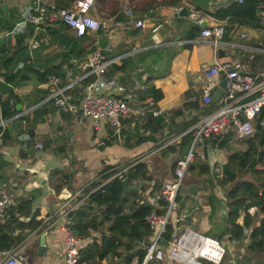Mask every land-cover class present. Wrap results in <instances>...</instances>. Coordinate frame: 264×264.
I'll return each instance as SVG.
<instances>
[{
  "label": "crops",
  "instance_id": "1",
  "mask_svg": "<svg viewBox=\"0 0 264 264\" xmlns=\"http://www.w3.org/2000/svg\"><path fill=\"white\" fill-rule=\"evenodd\" d=\"M44 1L59 7H69L71 4L64 0ZM117 1L119 12L115 16L120 15L123 7L128 5L127 0ZM230 1L223 2L220 7ZM33 7L34 0L22 4L18 0H0V37H4L0 47V125H3L0 132V185L13 197L16 207L25 201L31 204L30 216L17 210L8 213L6 225L11 228V235L17 245L7 251H21L29 264H65L66 235L56 214L61 204L83 185L101 181L108 174L105 172L107 167H113L110 171H117L129 165L156 146L188 134L198 122L216 111L220 103L207 106L199 98L196 77L199 72L214 65L217 59L223 62L237 60L243 65L244 72L253 77L259 75L264 69V30L261 23V29L242 25L231 27L227 23L226 58H221L219 54L216 57L206 41L199 39L200 35L194 39V29L201 34L202 28L188 18L176 16L173 13L174 6L157 7L153 13L151 10L148 13L133 8L137 19L151 21L145 29H112L106 35L88 32L82 38L63 24L35 32L33 27L23 23L26 13ZM91 14L97 18L115 17L107 12L98 13L95 9ZM205 20L213 26L220 23L209 15H205ZM157 23H162L163 27L155 35L152 27ZM61 26L62 29L57 32ZM34 32L40 45L31 53L28 39ZM243 34L247 37L243 38ZM97 45L109 49L108 58L115 63L105 75L94 78L91 84L96 92L124 99L133 108L142 107L141 97L149 87L164 93V98L154 103L155 108L165 113L160 117L162 128L157 133L146 132L145 119L134 116L127 117L120 129L104 122L96 130L92 121L83 119L80 114H63L48 101L53 90L49 76L64 77L66 84L79 82L83 71L74 60L83 61ZM163 46H173L177 51L170 66L165 53L162 56L158 53L149 54L150 50ZM126 60L130 61L124 65ZM120 67L125 69L120 71ZM151 77L154 79L147 84ZM223 81L224 75L215 78V93ZM83 83L75 87L73 94L76 101L81 99L87 87ZM137 83L147 86L146 92H142ZM6 113H10L11 117H6ZM259 125L264 128V119L261 121L260 117L256 121L257 130ZM182 138L171 149L139 162L145 164L153 176L151 181L130 187L133 197L134 194L139 197V205H151L152 198L163 184L174 178L175 165L173 169H168L170 175L167 178L159 177V169L162 163L187 156L191 146L181 147ZM249 140H243L245 143L241 144L240 140L226 138L224 142L221 141L224 147L219 146L221 142L200 145L201 151L196 154L200 161L196 157L195 168L187 173L186 184L177 201V214L186 216L177 224L179 234L190 229L222 243L227 251L220 264H264V246L252 248V241L248 237L236 241L228 235V193L242 188L246 182H254L250 165L236 170V173L239 171L236 182L226 183V186L221 184L220 191H216L218 182L228 181L223 167L229 162L230 156L256 148ZM38 144L43 145V148L39 149ZM158 158L162 160L159 165ZM202 166H207L209 173L201 174ZM217 168L220 173L216 172ZM65 177L68 180H64ZM159 181L163 183L158 185ZM204 184H210L209 195H206ZM90 188L87 186L86 190ZM85 204L86 208L88 205ZM135 208L131 201L126 212ZM40 209H46L49 216L40 228L32 229L31 218ZM94 211H99L100 220L90 218L89 213ZM249 214L254 219V226H259L264 220V210L261 208L253 207ZM245 216L246 213L242 211L238 220L240 225H243ZM87 217L100 222L102 232H108L112 225L103 219L102 211L94 204L87 211ZM103 223L107 224L105 228H102ZM51 224L54 227L47 231ZM3 225L5 227V219ZM150 239L151 236L147 242ZM85 240L86 247L90 239ZM107 262L124 264L118 258H109Z\"/></svg>",
  "mask_w": 264,
  "mask_h": 264
},
{
  "label": "built area",
  "instance_id": "2",
  "mask_svg": "<svg viewBox=\"0 0 264 264\" xmlns=\"http://www.w3.org/2000/svg\"><path fill=\"white\" fill-rule=\"evenodd\" d=\"M236 1L244 3V0ZM257 2V18L264 30V0H257ZM94 7L95 0H75L69 7H58L48 4L44 0H34V7L26 13L23 23L33 27L35 32L48 26L63 24L72 29L79 38L86 36L88 32L106 35L112 29L129 31L145 29L148 26L145 20L136 18L134 9L130 5H126L122 9L125 20H118L115 17H94L91 14ZM183 8H187L189 11L187 18L196 26L201 27L205 20V14L195 8L190 0H180V3L173 7V13H180ZM150 12L153 13V10ZM226 25L227 22L224 21L213 27H201L199 39L206 41L213 48L216 57L219 49H225L228 44L225 41ZM162 27V23L153 25V33L157 35ZM35 32L28 39V48L31 53L40 45V40ZM242 37L247 36L243 34ZM109 52V49L97 45L83 61L75 59L74 62L79 64L83 71L79 82H70L64 85L58 76H49V83L53 90L48 101L63 114H80L83 119L92 121L96 130L104 122L109 123L113 128L120 129L127 117H144L148 113H152L154 117H163L165 113L155 108L153 102H150L147 107L133 108L124 99L96 92L92 84L85 88L79 101L74 99L73 93L78 83L105 75L106 71L115 63L108 58ZM220 75H224L226 80L225 94L219 102L220 106L198 122L189 132L193 136L189 153L185 158L177 160L174 178L165 182L161 190L152 198L153 211L145 219L152 230V235L149 244L143 247L146 250L144 261L140 262L139 259H135L130 264H152L154 262L191 264L188 258L196 250L201 256L196 258L195 264H220L223 261L227 249L222 243L199 235L190 229H185L179 234L177 225L186 218L185 215L177 214V201L189 167L196 157L195 148L207 143H220L222 139L230 135L233 136V139L240 141L253 138L257 133L256 121L264 110V69L259 75L253 77L244 72L243 65L237 60L223 62L217 59L214 65L199 72L196 82L200 90L199 98L205 105L213 103L215 86H217L214 80ZM139 88L142 92L147 90L145 85H139ZM185 135L168 140L134 159L129 165L117 169L116 174L110 180L116 178L125 180L129 169L140 161L157 155L168 146L177 143ZM37 147L42 149L43 145L38 144ZM216 172L220 173V170L217 168ZM94 182L92 181L87 186H91ZM104 184L89 192L86 190L87 186L83 185L72 197L64 201L56 212L60 218L61 229L66 235L64 242L65 264H80L81 250L86 245L85 239L71 231L69 227L71 215L87 203L89 197ZM13 206H15V200L0 185V220H4L8 216L9 210ZM262 208L264 210V199ZM171 224L176 230V238L165 249L161 243ZM53 227V224L49 225L47 231ZM190 234L200 237L202 241H189ZM0 264H29V262L21 251L17 250L0 252Z\"/></svg>",
  "mask_w": 264,
  "mask_h": 264
},
{
  "label": "trees",
  "instance_id": "3",
  "mask_svg": "<svg viewBox=\"0 0 264 264\" xmlns=\"http://www.w3.org/2000/svg\"><path fill=\"white\" fill-rule=\"evenodd\" d=\"M69 4L75 0H64ZM135 11L148 12L154 9L155 1L146 0H128ZM180 3V0H165L163 6H176ZM257 0H244V3H238L235 0H231L227 5L216 8L213 14L203 13L213 17L219 22H227L231 27L234 25L248 26L253 29H261L260 22L257 18ZM59 7V6H58ZM94 9L98 13L107 12L115 16L114 14L119 12V1L117 0H95ZM108 18V17H107ZM118 20H125L123 14L115 16ZM62 25V24H61ZM58 28L57 32L62 29ZM197 29V28H196ZM194 39L199 37V31L195 30ZM201 33V32H200ZM160 49V50H158ZM157 50H150V55L158 53L167 55L168 66L172 64L174 57L177 55V51L173 46H163ZM130 61V60H129ZM125 61L124 65L129 63ZM124 67H120L119 70H124ZM49 74V73H48ZM53 74V73H52ZM167 74V71H166ZM46 78V77H45ZM154 77L147 80L151 82ZM45 80V79H44ZM63 84L66 85L65 78L61 79ZM95 79L90 78L84 81L83 85H90ZM75 91V90H74ZM164 98V93L157 90L155 87H149L147 93L141 97L143 107H147L150 102L156 103ZM5 110V103H4ZM5 115V111H4ZM6 117H11L10 113H6ZM260 120L264 119V110L259 116ZM144 118L146 123L144 124L145 131L148 133H157L162 127V118L154 117L152 113H148ZM2 128L0 127V132ZM233 138L232 135L225 137ZM193 136L191 133L186 134L182 138L181 147L187 148L192 145ZM221 142V141H220ZM224 142V141H223ZM249 143L256 148L250 149L243 154H234L230 156L229 162L223 167L224 176L227 180H223L221 184L226 186V183H234L238 178L237 169L242 170V167L250 165L254 176V182H246L242 188L228 193V223L230 228L228 235L232 240H242L249 238L252 241V248L255 246H264V220L259 226H254V219L249 214V210L253 207L262 208L264 199V128L259 125L256 135L249 140ZM255 143V145H254ZM177 145V143H175ZM221 147H224V143H220ZM172 145L167 149H171ZM197 157V156H196ZM189 167V171L194 169V163ZM200 158L197 157V161ZM176 167V164H175ZM113 167H107L105 172H108L101 178V181L94 182L91 185L92 189L102 186L99 190L94 192L85 205L86 208L81 206L74 214L71 215L70 229L71 231L81 236L83 239H90V243L81 250L80 264H109L107 260L109 258L122 259L124 264H130L135 258H138L140 262L144 261L146 250L143 247L149 242L147 239L152 235V230L146 223V217L153 211V207L149 203L139 205L137 202L138 196L134 194L133 197L130 187L140 182L151 181L152 177L149 173L148 167L143 163H138L128 170L125 180L113 179L108 182L115 174L116 170H112ZM201 174L209 173L207 166H202ZM104 172V173H105ZM187 172V173H188ZM68 180V177L63 178ZM161 190V189H160ZM159 190V191H160ZM58 191H60L58 189ZM134 203L136 208L127 213L126 210L130 203ZM102 211V217L105 221L111 222L108 232L101 231V223L96 219H89L87 217V211L92 209V205ZM17 210L19 213L26 216L31 215V204L29 202H21L19 205L13 206L9 212ZM245 212L243 225L238 223L241 212ZM164 213L165 211H161ZM49 216L46 209H40L31 218L32 229H37L42 226L44 221ZM8 217V216H7ZM6 217V218H7ZM3 225L4 220H0V252L12 250L17 245V241L11 235V228ZM250 231L249 236L247 233ZM98 234V235H96ZM176 230L171 224L167 228V233L164 236V241L161 243L164 248H168L170 243L175 240Z\"/></svg>",
  "mask_w": 264,
  "mask_h": 264
},
{
  "label": "water",
  "instance_id": "4",
  "mask_svg": "<svg viewBox=\"0 0 264 264\" xmlns=\"http://www.w3.org/2000/svg\"><path fill=\"white\" fill-rule=\"evenodd\" d=\"M223 2H228V0H190V3L195 8L202 11L203 13H209V14H213L215 9L220 7ZM3 8L5 10L6 6L4 5ZM188 13H189L188 9L183 8L180 13H175V15L178 17L187 18ZM150 22L151 21L149 19L146 20L147 24H150ZM209 26L213 27V25H209L207 20H204V22L201 25L202 28H207ZM3 41H4V37H0V47L3 43ZM218 54L221 58H226L225 49H223V48L219 49ZM225 86H226V80L221 83L218 90L213 95V103H219L222 96L225 94ZM42 250H44V247H42Z\"/></svg>",
  "mask_w": 264,
  "mask_h": 264
},
{
  "label": "rangeland",
  "instance_id": "5",
  "mask_svg": "<svg viewBox=\"0 0 264 264\" xmlns=\"http://www.w3.org/2000/svg\"><path fill=\"white\" fill-rule=\"evenodd\" d=\"M18 1H20V4H22L23 2H25V1H27V0H18ZM28 1H31V0H28ZM146 1H152V0H146ZM155 1V4H154V8H157V7H161V6H163V1H165V0H154ZM127 3H128V5H130V3L128 2V0H127ZM5 4H3V6H4ZM131 6V5H130ZM132 8H133V6H131ZM3 8V7H2ZM245 143V141H242V142H240L241 144L242 143ZM166 151V150H165ZM200 151H201V149H200V147L199 146H197L196 148H195V153H200ZM164 152V151H163ZM155 158H157V156L155 157ZM162 162V160H160V158H158L157 159V164L159 165L160 163ZM176 162H177V159L176 158H173V159H171L170 161H168L167 163H162V165H161V168L159 169V177H161V178H167L169 175H170V170H168L170 167L173 169L174 168V166L173 165H175L176 164ZM166 170H168L167 171V173L165 174V172H166ZM151 177L153 178V176L151 175ZM163 182L162 181H159L158 182V185H161ZM184 184H186V177H185V179H184V182H183V186H184ZM217 190L216 191H220V189L219 188H221V182H218L217 184ZM183 186H182V188H183ZM204 187H205V190H206V195H209V193H210V191H211V187H210V184H204ZM181 188V189H182ZM180 192H181V190H180ZM179 195H180V193H179ZM89 216H90V218L92 217V218H97L98 220H100L101 219V216H100V213H99V211H98V213H97V211H94V212H90L89 213ZM106 225L107 224H104L103 223V227L102 228H105L106 227Z\"/></svg>",
  "mask_w": 264,
  "mask_h": 264
},
{
  "label": "bare ground",
  "instance_id": "6",
  "mask_svg": "<svg viewBox=\"0 0 264 264\" xmlns=\"http://www.w3.org/2000/svg\"><path fill=\"white\" fill-rule=\"evenodd\" d=\"M189 241H202V239L194 234H190L188 237ZM201 256L199 251H194L193 253H191V255L189 256L188 260L191 264H195L196 262V258Z\"/></svg>",
  "mask_w": 264,
  "mask_h": 264
}]
</instances>
